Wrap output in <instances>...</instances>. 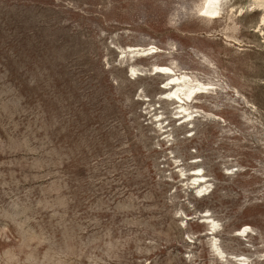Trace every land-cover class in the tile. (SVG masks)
Masks as SVG:
<instances>
[{
	"label": "rangeland",
	"instance_id": "rangeland-1",
	"mask_svg": "<svg viewBox=\"0 0 264 264\" xmlns=\"http://www.w3.org/2000/svg\"><path fill=\"white\" fill-rule=\"evenodd\" d=\"M205 1L0 0V264H264L263 11Z\"/></svg>",
	"mask_w": 264,
	"mask_h": 264
},
{
	"label": "bare ground",
	"instance_id": "bare-ground-1",
	"mask_svg": "<svg viewBox=\"0 0 264 264\" xmlns=\"http://www.w3.org/2000/svg\"><path fill=\"white\" fill-rule=\"evenodd\" d=\"M254 1H255V5H256L257 9L258 10L260 9L263 11V16L261 18H262V22L264 23V0H254ZM220 7H221V0H206L203 3V7H202L200 12L202 13V15L204 17L216 18V17H218V15L220 13L219 12ZM127 51L132 53L133 55L139 56V57L147 56L151 52L153 53V51L146 52L147 49H141V48H130V50H127ZM125 52L126 51H123L122 53H125ZM123 58H125V56ZM135 71H136L135 69H131V72L134 73ZM153 71L155 72V74L167 76V81H170L169 85H175V87H173V88L171 87L169 89L167 97L169 100L177 103V105L179 104L178 109L180 110L179 114L182 115L181 119H185L186 118L185 116H187L186 120L183 121V123L193 122L195 115L192 116V113L187 111V102H189V101L192 102L195 99L197 94H200V93L204 94V92L206 91L205 89H207V88L199 82L191 81V79L187 75L177 76L174 73V71L168 67L156 66L153 68ZM197 116H199V115H197ZM194 171H199V170L196 169ZM192 176L194 177L193 183H192L194 185H196L198 182L203 181L205 179L204 175H200L199 173H194ZM200 185L201 184H199L196 187V189H199ZM200 192L202 193V191H200ZM203 218H205V216ZM244 232L243 233L240 232V233H242L244 235ZM217 249H218V247L215 250H217ZM232 258H233V256H232Z\"/></svg>",
	"mask_w": 264,
	"mask_h": 264
}]
</instances>
